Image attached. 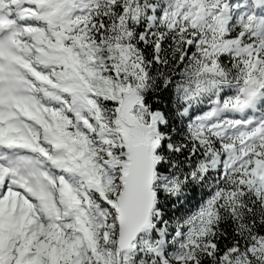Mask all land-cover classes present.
<instances>
[{
	"label": "snow or ice",
	"instance_id": "1",
	"mask_svg": "<svg viewBox=\"0 0 264 264\" xmlns=\"http://www.w3.org/2000/svg\"><path fill=\"white\" fill-rule=\"evenodd\" d=\"M0 264H264V0H0Z\"/></svg>",
	"mask_w": 264,
	"mask_h": 264
}]
</instances>
